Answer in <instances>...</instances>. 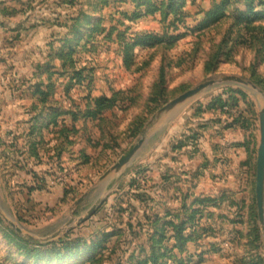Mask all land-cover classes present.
I'll use <instances>...</instances> for the list:
<instances>
[{
    "label": "rangeland",
    "instance_id": "obj_1",
    "mask_svg": "<svg viewBox=\"0 0 264 264\" xmlns=\"http://www.w3.org/2000/svg\"><path fill=\"white\" fill-rule=\"evenodd\" d=\"M259 13L264 0H0V264H264Z\"/></svg>",
    "mask_w": 264,
    "mask_h": 264
},
{
    "label": "water",
    "instance_id": "obj_2",
    "mask_svg": "<svg viewBox=\"0 0 264 264\" xmlns=\"http://www.w3.org/2000/svg\"><path fill=\"white\" fill-rule=\"evenodd\" d=\"M223 83H232V84H238L241 86L252 88L253 90H256V86L249 81H245L238 77H226L222 80ZM216 84L215 81H209L204 84H201L194 88L193 90H190L189 92L181 95L177 99L170 102L167 106H165L163 109L160 110V113L171 111L177 106L183 104L187 100L199 95L201 92L213 87ZM260 122H261V140L259 145V151H258V159H257V175H256V199H257V206L260 218L263 219L264 215V108L261 111L260 115ZM145 146V141L140 140L138 144L133 148V150L116 166V170H121L123 168H127L130 166L133 161L137 158L140 151ZM96 210V206H93L88 213L79 219L78 223H84L88 219L92 217ZM10 225L17 231V233H21V229L15 224L10 223Z\"/></svg>",
    "mask_w": 264,
    "mask_h": 264
},
{
    "label": "trees",
    "instance_id": "obj_3",
    "mask_svg": "<svg viewBox=\"0 0 264 264\" xmlns=\"http://www.w3.org/2000/svg\"><path fill=\"white\" fill-rule=\"evenodd\" d=\"M258 16H259L258 19H262L261 17L264 15L262 13H259Z\"/></svg>",
    "mask_w": 264,
    "mask_h": 264
}]
</instances>
